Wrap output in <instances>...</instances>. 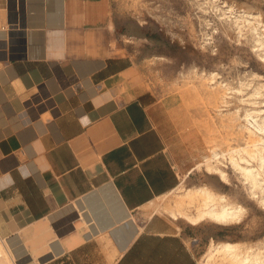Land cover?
Returning a JSON list of instances; mask_svg holds the SVG:
<instances>
[{"label": "crops", "instance_id": "0c3cea01", "mask_svg": "<svg viewBox=\"0 0 264 264\" xmlns=\"http://www.w3.org/2000/svg\"><path fill=\"white\" fill-rule=\"evenodd\" d=\"M110 4L0 0V240L20 264H198L189 228L145 207L197 171L203 136L141 88Z\"/></svg>", "mask_w": 264, "mask_h": 264}, {"label": "rangeland", "instance_id": "374dc122", "mask_svg": "<svg viewBox=\"0 0 264 264\" xmlns=\"http://www.w3.org/2000/svg\"><path fill=\"white\" fill-rule=\"evenodd\" d=\"M110 3L111 17L119 31L114 47L119 50L121 45L126 46L138 67L137 81L141 88L153 98L176 96L183 101L191 110L207 148L208 159H203L197 171L181 179L171 194L145 207L146 214L160 213L189 228L188 244L198 264H243L239 260L244 256L248 261L259 257L264 262L261 194H250L229 159L243 156L254 167L258 164L257 158L250 159L242 152L255 149L253 144L257 141L247 130L254 131L248 123L252 118L247 117V122L246 114L262 127L256 129V136L264 139V46L256 42L258 37L244 18L239 21L240 28L232 18L242 16L245 11L250 13L251 22L252 15H260L263 22L264 0H110ZM228 7L233 11L227 14L230 17L222 15V10ZM258 31L264 35V28ZM218 84L224 98L219 94L216 102H211L205 94ZM212 150L218 153L216 165L226 172V182L206 168V164L215 165ZM202 188L225 195L233 205H241L244 208L241 221L220 225L204 220L193 226L179 217V211L194 212L189 199ZM223 243H232L235 256L218 248ZM0 244L6 264H20L16 252L5 241L0 240Z\"/></svg>", "mask_w": 264, "mask_h": 264}, {"label": "bare ground", "instance_id": "6f19581e", "mask_svg": "<svg viewBox=\"0 0 264 264\" xmlns=\"http://www.w3.org/2000/svg\"><path fill=\"white\" fill-rule=\"evenodd\" d=\"M231 9L232 8L228 7L226 10H222V15L226 16L227 14H231L233 12ZM219 10H221V9H219ZM241 13H242V16L232 17L234 20V24L237 25L238 28H240L239 21H240V19L244 18L243 20L251 25L250 29L252 30V32H254V35L258 37L256 39V42L259 43V46H261V45L264 46V41H263L264 38L262 37L264 35H262L258 31L260 28L261 29L264 28V23H263L264 21L263 22L261 21L262 18L260 19V15L259 16L258 15H256V16L252 15L253 22H251V20H249V18H248V16L250 17V15H249L250 13L248 14V12L246 13L245 11H243ZM227 17H230V15H227ZM254 23H256L257 25H255ZM260 24L263 25V28L257 27ZM261 31H263V30H261ZM259 46H257V47H259ZM212 79H213V77H212ZM221 89H222L221 84H218L214 89L211 88L210 91L207 92V94H205V95L209 99V101L216 102V100L219 97V94L221 95V99L224 98L223 94L220 93ZM245 117H246L247 122L249 120V119H247V117L252 118L251 121H249L248 123L254 129V131H252L249 128H247V130L251 135L257 137V141L253 144L255 149H253V150L245 149L244 151L242 150V152L244 154H246L250 159L255 160L257 158L258 164L256 165V167H254V165H252L249 162V160L244 158L243 156H238L237 159H234L232 156H229V159H230V162L232 163L234 169L239 173L244 184H246L247 189L250 191V194L253 196H255L256 192L261 194V196L259 197L260 198L259 201L264 206V146H263L264 139L262 137L256 136V129L262 130V127L260 125H258V122L256 121V119H254L250 114H246ZM245 130H246V127H245ZM259 143L262 144L260 147L257 146V145H259ZM211 155H212V157L216 158L214 161L215 165L206 164V168L209 171H214V172L218 173L220 175L221 179L226 182V180H227L226 172L222 168H220L216 165L219 163V160H217L218 153L215 150H212ZM206 159H208V158H206ZM214 192L209 190V188L208 189L202 188L199 190V194H196V192H195V194L193 193L194 195L189 199V204L194 209V212L189 213L186 211H179L178 212L179 217L185 219L190 225H193V226L198 225L200 222H202L204 220L205 221L206 220H208V221L212 220L213 222H216V224L218 223L220 225L238 224L241 221V217L243 215L244 208L238 204L233 205L230 201H228L226 199L225 195L216 194ZM181 206H182V204H181ZM173 217H174V214H173ZM218 248L222 252H224V254L227 253L231 256H235L233 253L234 248H233L232 243L231 244L230 243H223V245L219 246ZM256 255L254 257H256ZM239 261H241V263H243V264H263L264 263L263 261H261V259L259 257H257L255 261H248V258L246 256H244V258L240 259ZM0 264H6V257H5L3 246L1 244H0Z\"/></svg>", "mask_w": 264, "mask_h": 264}, {"label": "water", "instance_id": "95a60500", "mask_svg": "<svg viewBox=\"0 0 264 264\" xmlns=\"http://www.w3.org/2000/svg\"><path fill=\"white\" fill-rule=\"evenodd\" d=\"M13 34V33H12Z\"/></svg>", "mask_w": 264, "mask_h": 264}]
</instances>
